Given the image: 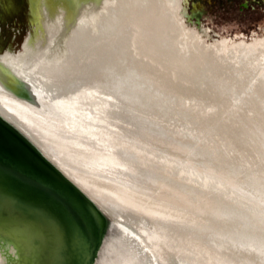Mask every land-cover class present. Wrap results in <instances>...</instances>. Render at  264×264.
<instances>
[{
  "label": "bare ground",
  "instance_id": "bare-ground-1",
  "mask_svg": "<svg viewBox=\"0 0 264 264\" xmlns=\"http://www.w3.org/2000/svg\"><path fill=\"white\" fill-rule=\"evenodd\" d=\"M29 2L0 114L109 216L93 264H264V48L205 46L179 0Z\"/></svg>",
  "mask_w": 264,
  "mask_h": 264
},
{
  "label": "water",
  "instance_id": "water-1",
  "mask_svg": "<svg viewBox=\"0 0 264 264\" xmlns=\"http://www.w3.org/2000/svg\"><path fill=\"white\" fill-rule=\"evenodd\" d=\"M22 134L0 114V229L23 231L29 264H93L109 216L87 210L78 188Z\"/></svg>",
  "mask_w": 264,
  "mask_h": 264
},
{
  "label": "rangeland",
  "instance_id": "rangeland-1",
  "mask_svg": "<svg viewBox=\"0 0 264 264\" xmlns=\"http://www.w3.org/2000/svg\"><path fill=\"white\" fill-rule=\"evenodd\" d=\"M178 9L186 30L205 46L264 48V0H179ZM28 12V0H0V51L20 48Z\"/></svg>",
  "mask_w": 264,
  "mask_h": 264
},
{
  "label": "flooded vegetation",
  "instance_id": "flooded-vegetation-1",
  "mask_svg": "<svg viewBox=\"0 0 264 264\" xmlns=\"http://www.w3.org/2000/svg\"><path fill=\"white\" fill-rule=\"evenodd\" d=\"M226 40V39H225ZM212 46V45H211ZM212 47H214V46H212Z\"/></svg>",
  "mask_w": 264,
  "mask_h": 264
}]
</instances>
